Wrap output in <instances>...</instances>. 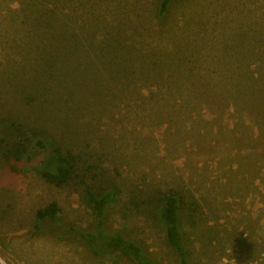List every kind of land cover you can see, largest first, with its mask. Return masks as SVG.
I'll list each match as a JSON object with an SVG mask.
<instances>
[{"label":"rangeland","instance_id":"1","mask_svg":"<svg viewBox=\"0 0 264 264\" xmlns=\"http://www.w3.org/2000/svg\"><path fill=\"white\" fill-rule=\"evenodd\" d=\"M161 3L0 0V264H135L95 255L74 231L97 229L86 189L114 193L108 229L159 264H180L160 217L172 191L189 264L256 258L264 0H171L162 14ZM19 123L34 133L28 148L53 140L73 155L66 185L30 169L49 145L32 164L6 160ZM52 202L57 219L36 228Z\"/></svg>","mask_w":264,"mask_h":264},{"label":"trees","instance_id":"2","mask_svg":"<svg viewBox=\"0 0 264 264\" xmlns=\"http://www.w3.org/2000/svg\"><path fill=\"white\" fill-rule=\"evenodd\" d=\"M171 0H162L160 13L162 14L168 9ZM11 128L13 125L10 126ZM13 129V128H12ZM17 141L13 154H8L6 160L22 162L26 159V163L32 162L37 151L47 150L49 148L54 152L47 161L38 163L36 166L30 165V169L40 172L42 177L51 185L62 187L66 185L75 174L76 162L72 154L66 156L62 154L57 143L53 140L46 143L39 141L36 146L28 148L27 144L31 143L30 136L33 131L28 125L17 124L15 127ZM12 159V160H11ZM32 164V163H31ZM27 169V167H26ZM16 171L24 170L15 169ZM85 201L95 213L97 229L90 233L82 230H74L77 235L84 241L90 250L97 256L99 255H115L129 257L135 264H159L139 243L132 238L123 236L122 233L111 231L108 229L106 221V209L115 199L114 193L110 191L93 193L90 189L85 190ZM60 209L56 202H52L40 208L36 212V228L44 221H54ZM180 202L176 192H170L160 210V217L165 226L167 242L170 247L177 252L180 258V264H189V254L184 246V235L180 229Z\"/></svg>","mask_w":264,"mask_h":264},{"label":"built area","instance_id":"3","mask_svg":"<svg viewBox=\"0 0 264 264\" xmlns=\"http://www.w3.org/2000/svg\"><path fill=\"white\" fill-rule=\"evenodd\" d=\"M216 242H213L212 246L215 245ZM260 246V247H259ZM258 247H252L250 251H256L255 259H246L244 256H235L233 254H221L218 256L216 264H264V242L261 243ZM257 249V250H255ZM212 251V249L210 248ZM213 253V252H212Z\"/></svg>","mask_w":264,"mask_h":264}]
</instances>
